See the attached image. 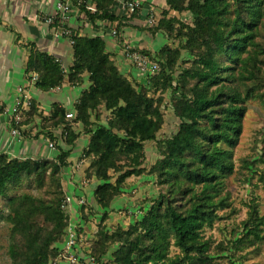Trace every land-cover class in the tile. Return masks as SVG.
<instances>
[{
  "label": "trees",
  "instance_id": "16d2710c",
  "mask_svg": "<svg viewBox=\"0 0 264 264\" xmlns=\"http://www.w3.org/2000/svg\"><path fill=\"white\" fill-rule=\"evenodd\" d=\"M122 1L73 0L93 29L115 24L121 42L122 30L139 20L143 11L141 7L126 13ZM165 2L154 25L137 26L172 41L156 53L133 48L160 65L147 84H137L123 73L104 36L73 30L74 61L69 69L30 44L27 79L37 73V88L48 92L67 84L82 87L86 79L90 86L75 106V118L68 119L69 109L58 104L44 116L33 99L13 126L37 139L36 121L42 118L41 130L53 143L52 131L62 126L67 128L66 145H74L82 134L89 138L82 159L88 163L89 185L98 183L94 199L100 210L85 201L81 218L88 224L101 218L87 244L94 264H220L224 258L231 264H246L264 246L258 198L247 204V217L230 231L229 240L217 242L207 237V230L214 228L220 211H235L227 192L228 179L240 172L234 149L243 133L248 101L258 100L264 106V0ZM183 15H191L193 21L182 20ZM58 25L56 21L54 27ZM169 107L179 120L178 130L159 139ZM76 126L82 127L80 133ZM153 142L159 156L147 168L146 147ZM59 149L57 159L0 154V201H7L0 220L9 226L11 264H54L66 242L71 218L64 207L68 198L64 170L71 162L70 152ZM251 161L243 160L242 169L253 177L264 159ZM143 175L155 178L157 187V196L146 201L148 210L127 227L110 225L112 205L124 195L128 179ZM24 185L48 189L49 196L12 195ZM78 234L80 239L83 235Z\"/></svg>",
  "mask_w": 264,
  "mask_h": 264
},
{
  "label": "crops",
  "instance_id": "0c3cea01",
  "mask_svg": "<svg viewBox=\"0 0 264 264\" xmlns=\"http://www.w3.org/2000/svg\"><path fill=\"white\" fill-rule=\"evenodd\" d=\"M57 2L58 0H0V108L12 105L18 89L28 81L27 67L31 55L30 44H35L40 51L48 52L55 56L65 69H69L72 66L74 61L73 49L69 39L57 38L56 28L50 27L44 22L46 15L56 14L55 7ZM157 5L164 9L166 2L165 0H143V11L141 14L143 16L141 19L136 20L139 27L147 24V17L151 13H162L163 10L159 11ZM121 8L123 9L122 4ZM76 9L75 6L74 10L76 11ZM76 16V13L72 15L70 23L74 30L80 29V25H76ZM144 20H146V23ZM109 28L107 24L103 23L99 28L93 29L89 23L86 24L85 29L81 28L80 31L82 34L89 36H104L108 42V50L116 55L117 62L123 73L132 77L134 76L138 80L147 77V75L139 73L134 66L130 65V61L126 59L121 44L134 45L140 49H147L146 46L148 44L140 42L136 34L134 35L136 37L135 41L128 40L129 34L126 31L131 30L133 28L131 26L125 28L124 41L122 42L120 39L114 40L110 37ZM140 32L145 34V31ZM89 86L90 83L86 79L82 87L67 84L62 88L48 92L36 88L34 100L39 104L41 113L44 116H48L51 113L53 104L63 106L69 109V113L75 115V106L83 90ZM36 124V126L35 124L25 126L22 129V133L35 126L33 135L40 134L39 138H31L28 135L14 136L10 118L6 115L0 116V154H6L10 158L24 159L33 157L39 159H57L60 155L59 148L70 152L69 161L71 164L64 170V188L67 197L71 199V204L68 208L70 218L73 223L81 225L83 221L81 218L83 204L80 199L86 197L87 200H84L89 202V199L92 198V201L95 203L94 190L98 186V183L88 184L86 179L88 163L82 159L84 150L88 147L89 138L82 134L74 145H66L63 143V134L66 133L67 128L62 126L52 131L56 138L55 143H53L48 139L46 133L41 130L42 118H38ZM81 128V126L75 127L77 133L81 132ZM153 184L152 182L148 185ZM83 186L86 187L84 188ZM112 209H115L114 203ZM72 222L71 224H73ZM87 250L86 246L84 249L86 254ZM65 264L69 263L66 262Z\"/></svg>",
  "mask_w": 264,
  "mask_h": 264
},
{
  "label": "rangeland",
  "instance_id": "374dc122",
  "mask_svg": "<svg viewBox=\"0 0 264 264\" xmlns=\"http://www.w3.org/2000/svg\"><path fill=\"white\" fill-rule=\"evenodd\" d=\"M157 6V9L159 11L163 10L159 5ZM76 8V11L74 10V14H72H77L76 25L79 24L80 29H85L86 24H89L87 23L88 21L86 20V15L81 12L79 6H76ZM149 18H152L156 21L160 18V14H156L155 12H153L147 17L148 20ZM181 19L187 21L188 23H191L193 21L191 15H183ZM148 20L147 24L142 26L149 28L148 26H150V24H148ZM144 22L146 23V20H144ZM129 26L133 28L126 31V33L129 34L128 40L135 41L136 37H134V35L136 34L137 39L140 42H146L148 44L146 46L147 50L151 51L152 53L158 52L165 44L172 43V41H169L167 37L162 33H159L157 34V36L153 37L148 33L147 30H145V34L140 32L144 30L141 28H137V21L131 22ZM122 31V34L124 35L125 29H123ZM131 46L133 48H138L134 45ZM130 65L133 67L131 63ZM132 78L137 84L141 85L147 84L149 81L148 76L143 77L140 80L136 79L134 76ZM170 102L171 101L169 99L167 104H170ZM164 112L166 115V123L163 131L159 135V139L172 137L178 130L179 126V120L174 116L171 107H169V109L165 108ZM146 153L147 157H149L146 166L147 168H151V166L155 163L159 156L157 143H149L146 147ZM261 158L264 159V106L258 100H250L248 101L247 114L243 124V133L241 134V137L234 149V159L236 162L237 170H240V172L229 178L227 181V192L231 194V200L234 203L235 211H232L231 208L220 211L219 215L221 217L216 221L213 229L207 230V237L211 236L217 242L229 240L230 231L233 228H237L247 217V204L253 198L259 199V202L261 204V212L264 215V185L259 181V177L261 176L260 172H262L264 175V164L260 163L256 166V172L258 173L254 174L253 177L250 176L251 174L249 172L242 169L243 160L247 159L252 160L251 162H257ZM251 168H255V166H251ZM149 178H151V180H149ZM152 182L154 183L153 185H148ZM83 187L85 188L86 186ZM22 192L30 193L33 196L39 198H48L49 196L48 189L37 191L33 190L30 186L27 185H24L19 190H15L12 195L21 194ZM155 196H157L155 178L153 179L152 177H148V175L131 177L127 181L124 195L122 194L114 202L115 209L113 215L111 216L110 225L113 226L114 224L117 225L119 223L124 227H127L131 222L141 219L143 217L142 212H145V210H148L149 208V203L147 204L146 201L150 198H154ZM85 200H87L86 197ZM89 200L90 201L88 203L90 205H93L97 210H100L99 207L92 201V198H90ZM6 207L7 201L5 199L1 200L0 212L5 211ZM100 219L101 218L99 216H96L89 224L85 222L83 224L82 221L81 225L73 223L71 220V222L74 224L71 225L78 228V232L83 235L79 239V244L82 245V248H85L89 240L94 238V235L98 230ZM79 229H82L83 232H80ZM9 243V226L3 220H0V264H11V259L8 254ZM87 262H89V260ZM219 262L220 264H231L226 258L221 259ZM240 263L241 262H237V264ZM246 264H264V246L260 252L251 254L249 259L246 261Z\"/></svg>",
  "mask_w": 264,
  "mask_h": 264
},
{
  "label": "built area",
  "instance_id": "2783aa9c",
  "mask_svg": "<svg viewBox=\"0 0 264 264\" xmlns=\"http://www.w3.org/2000/svg\"><path fill=\"white\" fill-rule=\"evenodd\" d=\"M123 10L130 14L135 13L143 5V0H123L121 2ZM56 14L55 15H46L44 17V22L50 26L54 27L56 21L59 22V25L56 26V37L57 38H68L70 44L72 45V35L73 28L71 27V18L74 11V2L73 0H58L56 4ZM155 20L149 18L148 24L154 25ZM109 28V35L112 39L117 40L118 30L115 24H107ZM121 47L125 52V56L134 66V68L141 74L150 76L154 75L159 71L160 65L158 62H154L148 54H145L141 51H134L133 47L130 44L122 43ZM39 75L37 73H31L30 78L26 84L21 86L15 98V101L12 105H7L0 108V116L6 115L10 118L12 133L14 136H21V131L13 126V124H18L21 121V116L23 111L27 110L31 105L32 100L34 99V91L37 88V81ZM68 118L73 119L75 115L69 113ZM85 199V198H84ZM81 198V203L84 204L85 200ZM71 204V199L68 197L64 207L69 208ZM78 228L73 227L71 224L67 229V238L66 242L59 253V257L54 264H94L95 259L84 252L85 248H82L79 244ZM89 260V262H87Z\"/></svg>",
  "mask_w": 264,
  "mask_h": 264
}]
</instances>
